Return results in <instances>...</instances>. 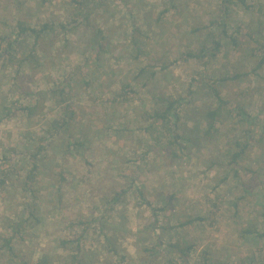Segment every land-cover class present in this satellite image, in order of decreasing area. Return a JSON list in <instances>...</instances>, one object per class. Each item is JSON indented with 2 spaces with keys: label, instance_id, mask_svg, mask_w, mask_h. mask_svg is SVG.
I'll return each instance as SVG.
<instances>
[{
  "label": "rangeland",
  "instance_id": "1",
  "mask_svg": "<svg viewBox=\"0 0 264 264\" xmlns=\"http://www.w3.org/2000/svg\"><path fill=\"white\" fill-rule=\"evenodd\" d=\"M221 4L0 0V264H24L17 254L29 264L45 255L46 264H203V250L211 264H264V237L244 231L264 232V0H233L221 52L187 57L211 45L206 27ZM18 20L54 27L36 47L37 68L20 61L33 38L7 61ZM95 40L101 47L91 54ZM215 89L230 104L206 136ZM161 97L183 102L173 145L170 125L150 118ZM236 105L258 126L232 163L247 128L231 112ZM32 160L40 221L11 251L3 239L25 216ZM112 183L129 188L122 203L106 196ZM175 240L197 244L190 262H170Z\"/></svg>",
  "mask_w": 264,
  "mask_h": 264
},
{
  "label": "trees",
  "instance_id": "2",
  "mask_svg": "<svg viewBox=\"0 0 264 264\" xmlns=\"http://www.w3.org/2000/svg\"><path fill=\"white\" fill-rule=\"evenodd\" d=\"M45 2L46 0H42V3ZM232 4L233 0H222L221 7L218 9V16L211 21L210 26L206 27V29H209L208 38H210L211 40V45L209 47L207 44L203 45L199 53L188 52L187 57L196 59L209 57V59H214L221 52L223 48V41L228 38L227 21L229 18V10ZM245 7L249 9L250 5L245 4ZM72 27H77V20L73 21ZM52 29H54V27L49 23H42L37 26H32L31 24H28L27 21L18 20L13 29L15 40L9 42L6 46V49L4 50L5 53L9 55L7 61L11 63V59L14 57V55L11 54L12 51L20 53L23 49L24 44L26 43L25 41H27L28 38H33V44L30 47V51L27 52L20 61L22 62V64L28 61L33 65L34 68H37L40 64V58L38 57L36 47L40 43L42 35L51 31ZM134 31L137 32L138 29L134 27ZM20 38L22 40H20ZM2 39L3 38H1V40ZM132 42L136 49L140 50V42L137 36H133ZM92 44L93 48H91V54L96 51L95 48L97 46L101 47V44H99L96 40ZM261 45L262 47H264V41ZM18 46H20V48H18ZM239 77V75H234L228 79H238ZM70 85V82L65 83V86ZM214 95L216 98L217 105L213 108H210L207 112L208 123L207 129L205 131L206 136H209V134H211V132L215 130L216 125L221 122L222 117L224 116V113L226 112L227 107L230 104V100L227 99L224 95H222L219 90L215 89ZM159 100L160 102L158 103H162V105L156 107V109L153 110L154 112L150 116V118H154L155 121L161 125V127L170 125V130L173 135V140L170 144L173 145L177 142V139L179 138L177 134L178 123L181 120V114L179 112V109L182 106L183 102L180 98L172 99L161 97ZM24 109L29 111V108ZM231 112L238 119L239 123H245L247 126L245 133L241 137L236 139L234 144L235 151H233L231 155L232 163H238L239 160H242L245 157L249 147L251 146V143L253 141V136L251 134L254 129L258 126V124L256 122V118L249 114L242 106L236 105L235 107H233ZM72 121L73 116L64 117L62 125L66 127V129H69L72 125ZM71 147H73V145L70 143L66 152H69ZM33 161L34 160H32V168L29 174L26 176V182L23 186V190L26 192L28 198V202L26 204V207L24 208L25 216L20 217L19 220L16 222H10L9 228L12 230V234L7 238L3 239L4 247L9 246V250L11 251H13L11 243L17 237H20L22 230L26 229V227H32L40 221L38 218V212H40V207L37 203L39 193H37V189L33 185V183L36 181V170H38V165L35 161ZM0 175H3V171L0 172ZM0 181L3 183L5 182V180L2 179H0ZM106 191L108 193L106 196H109L108 198L110 202L113 204H118L122 203V200L127 195L129 188L125 186V184L122 185L118 183H112L107 187ZM163 207L165 208V206ZM260 209L261 216L264 220V204L261 206ZM244 231L249 234H256L260 237H264V232L258 231L257 228H250ZM163 244L164 243L160 241V244H158L160 245L159 248H161ZM168 248L170 250V253L174 254V258L170 262H175L177 260L190 262L192 252L197 250V244L195 242H187L185 240H175L168 244ZM162 249L164 248L162 247ZM199 256L200 258L198 259V261H196V263L203 262V264H211L209 263L212 262L210 252L203 250L199 253ZM17 257H19L20 261L24 262V264H29L27 263V259L24 256H19V254H17ZM48 258L49 257L47 255L42 256L36 264H46L50 261Z\"/></svg>",
  "mask_w": 264,
  "mask_h": 264
}]
</instances>
